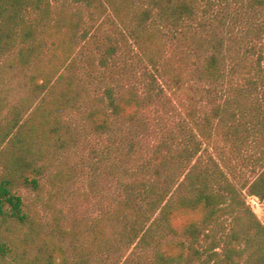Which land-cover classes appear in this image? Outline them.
<instances>
[{"label":"trees","instance_id":"obj_1","mask_svg":"<svg viewBox=\"0 0 264 264\" xmlns=\"http://www.w3.org/2000/svg\"><path fill=\"white\" fill-rule=\"evenodd\" d=\"M231 1L0 0V264H264V224L247 201L264 200V46L235 98L208 109L201 99L213 103L226 82L227 57L213 52L220 24L205 18ZM129 38L148 78L104 82ZM90 39L96 55L83 53ZM99 73L98 105L81 107L95 101ZM21 79L31 96L14 101L11 83ZM166 91L189 93L183 138L160 112ZM79 112L107 137L84 166L68 167L78 130L68 119ZM250 137L251 171L232 175L216 153ZM100 170L119 187L112 196L101 185L97 216L67 225L32 213L29 195L41 199L47 182L53 202L81 173L98 182Z\"/></svg>","mask_w":264,"mask_h":264},{"label":"rangeland","instance_id":"obj_2","mask_svg":"<svg viewBox=\"0 0 264 264\" xmlns=\"http://www.w3.org/2000/svg\"><path fill=\"white\" fill-rule=\"evenodd\" d=\"M210 12L213 13V15H208L209 17H206L205 20H210L214 22L215 25L220 24V26L218 25L217 31L218 37L222 40V44L213 49V52L225 55L227 61L226 82L223 88L221 86L217 87L219 92L214 95L216 99L213 96L212 103L209 96H206V93L205 95L203 94V98H201L205 102L203 107L205 106L207 109L211 108L212 104H224L226 98H235L238 90L242 86L246 87L245 77L249 74L248 63L257 58L258 52L262 50V47L264 46V0H232L228 4L216 5V7L212 8ZM220 21H223L225 25L221 24ZM105 28L112 32V34H116L108 25L105 26L104 29ZM119 29L124 30L122 26H120ZM126 35L128 36V34ZM87 44H89L88 48ZM87 44L83 50V53L85 52L84 54L89 55L93 53V55H96L99 53L94 45V39H90ZM123 45L124 47L120 51V55L117 56V63L111 64V77L108 76L105 78L104 82L108 84L112 83L113 85L121 83L125 86H130L134 83L140 84L144 77L148 78L145 74V66L148 63V60L146 57H142L140 54L141 52L136 49L131 38H129V43L127 44L129 45V50L125 42H123ZM170 46L169 51L174 48V45L170 44ZM83 48L84 43L81 42L77 53ZM203 49L205 54L211 52L210 46L204 47ZM193 59H195V56H193ZM99 70H101V68ZM150 70L151 68L149 67V71ZM99 76L100 77L93 81L95 82L93 83L95 86H92V90H90V97L95 98V101H82L81 107L87 105L88 109H90L92 106L98 105V100L96 98L102 94L103 91V84H100L102 78L100 73ZM21 80L22 82L17 80L11 83L12 88H15L14 90L16 92V95L12 96L15 99L14 101H18V99L21 98H23V100L28 99V97L31 96L24 80ZM94 87H96L97 91H94ZM220 88L223 90L221 91ZM200 90H202V88H200ZM166 93V106H159L160 112L167 110V118L169 119L168 128L174 129L173 131L175 134L173 135H176V137L181 136L180 127L187 120V113L180 104V101L188 103L189 97L187 95L189 93H186L185 91L180 93L177 91L176 94L171 93L170 96L169 91H166ZM190 93L195 94L196 92L190 89ZM260 94H262V91H260ZM197 96L200 97L201 94H197ZM197 106L201 107V103L198 102ZM247 112L249 113L248 115L251 116L250 111L247 110ZM85 113L79 112V114H74L72 118L70 117L68 119V124L70 123L72 128L78 129L75 135L77 144L72 145L71 143V146L68 148L67 154L65 155L69 157L71 162L67 163L68 167L77 163L83 165L82 161L90 157L89 152L94 145L97 143L101 144V149H103L105 145V138L107 136L97 135L91 130L90 126L88 127L89 124L84 119ZM117 133L118 131H114L112 132V135H116ZM181 138L183 137L181 136ZM252 138L253 137H250L251 142H247L245 145L239 146V148H235L231 141L227 146H223L222 150H219V152L216 153L217 157L218 154L220 157V152L222 153L223 159H226L229 164L227 171L232 175L241 174L242 176H246L250 173V168L248 166L245 167V164L252 155L254 157V154H256L258 150V148H256L258 142H255ZM154 141H157V139H154ZM171 151L173 152V150ZM163 157L166 160L169 159L171 157L170 151L166 152ZM155 163L156 161L153 160V164ZM101 173L102 170L99 172L98 180L97 177L95 179L98 181L96 183L88 178L87 173H81L70 183L68 192L63 193L62 191L61 195H63V197H58L53 202H51L52 197L50 192L54 194V191L50 188V184L47 182L41 199H37V193L29 195L32 213L36 217L42 216L45 219L44 221L46 224L51 221V218L54 215H60L64 218L65 224L67 225L75 220H86L88 217L97 216L99 213L97 196L99 197L101 194V185L102 187L109 188L112 196L116 195L119 187V184L116 183V179L107 178L106 175L100 176ZM90 181L94 183V189L90 187ZM96 193L98 195L95 196ZM53 198H55V196ZM100 199L103 200L104 197L100 196ZM247 201L264 224V200L261 201L255 197L247 196Z\"/></svg>","mask_w":264,"mask_h":264}]
</instances>
